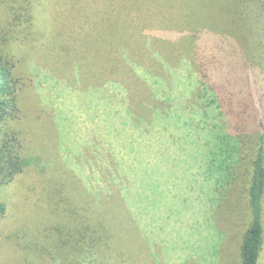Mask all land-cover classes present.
Segmentation results:
<instances>
[{"label": "rangeland", "instance_id": "1", "mask_svg": "<svg viewBox=\"0 0 264 264\" xmlns=\"http://www.w3.org/2000/svg\"><path fill=\"white\" fill-rule=\"evenodd\" d=\"M193 4L0 0V53L8 59L17 91V111L5 125L34 160L0 183L6 204L0 264H77L75 256L81 264H240L246 225L245 213L236 207L243 197L240 186L230 196L220 193L210 207L212 183L200 174L203 140L189 136L195 130L181 124L184 118L157 117L132 132L124 112L133 102L142 103L143 95L162 99L147 80L151 71L166 78L163 93L173 92L184 116L201 110L202 100L185 96L194 85L195 48L209 38L203 34L202 43L198 40L202 29ZM114 66L118 71L108 73ZM142 70L149 86L144 90L130 76ZM252 83L250 76L251 88ZM259 83L264 89V73ZM257 93L264 112V97ZM150 96L147 110H167V103L153 104ZM109 154L119 164L126 160L134 166L135 160L153 172L132 184L144 191L137 200L129 198L130 206L105 168L97 172ZM80 241L87 247L79 248ZM258 262L264 264V231Z\"/></svg>", "mask_w": 264, "mask_h": 264}, {"label": "trees", "instance_id": "2", "mask_svg": "<svg viewBox=\"0 0 264 264\" xmlns=\"http://www.w3.org/2000/svg\"><path fill=\"white\" fill-rule=\"evenodd\" d=\"M194 3L193 8L199 17L197 25L202 29L198 40L201 42L204 35L209 38L206 43L203 41L205 46L197 44L195 48L190 64L194 85L185 96L186 101H192L193 98L195 102L202 100L199 104L201 110L184 116L186 110H181V102L173 92L168 95L163 93V87L169 84L164 80L166 78L158 77L151 71L145 73L149 75L147 80L162 94V99L156 98L152 93L148 94V97L143 95L142 103L137 100L133 102L135 106L125 107L124 112L132 132L139 131L142 125H151V121L157 117L165 122L171 118H184L181 124L189 131L195 130L189 136L196 135V143L197 138L203 140L201 149L205 150L202 156L204 167L200 174L205 175L204 179L212 183L210 191L213 192L214 198L209 202L210 207H213L212 201L216 200V197L220 200V193L225 191L230 196L232 191L240 186L243 197L238 199L236 207L243 211L244 218L246 217V225L239 240L240 264H259L264 231V112L258 107L254 92H258L259 98L264 97L263 85L259 83L260 75L264 73V0H226L224 3L221 0H194ZM225 38L231 40V46L225 45ZM127 55L129 54L123 58L128 61ZM156 58L160 61V57ZM75 65L78 69L77 62ZM114 70L117 72L118 68H109L108 73ZM144 70L142 74L130 72L131 79H135L137 85L142 84L139 86L143 90L148 86L143 78ZM250 76H253V88ZM14 82L8 59L0 53L1 184L8 183L34 163L31 156L22 152L16 132L5 125L17 111ZM149 96L153 104L158 100L167 103V110L163 109L161 113L153 111L151 107V111L147 110L145 102H149ZM262 101L264 103V100ZM151 113L155 114L151 115L150 121H146ZM124 156L121 155V160ZM193 157L194 155L192 159ZM107 158L110 159L106 165L97 167V172L105 168L107 178L111 177L114 183L119 184L121 200L130 206L129 198L132 201L137 200L144 191L139 186L133 187L132 184L143 182V179L150 177L153 172L150 173L147 166L135 160L137 164L133 166L132 163H125L126 160L120 161L119 164L110 154ZM155 197L152 201L159 202ZM232 208L233 206H230V211ZM5 210L6 204L0 196V218L5 214ZM154 218L162 222L164 219ZM156 219L153 220L157 221ZM90 242L86 241L87 244ZM83 247L87 245L80 241L79 248ZM76 257L74 259L77 264H81ZM91 257L95 259L92 254Z\"/></svg>", "mask_w": 264, "mask_h": 264}, {"label": "crops", "instance_id": "3", "mask_svg": "<svg viewBox=\"0 0 264 264\" xmlns=\"http://www.w3.org/2000/svg\"><path fill=\"white\" fill-rule=\"evenodd\" d=\"M137 183V182H136ZM140 183V182H139Z\"/></svg>", "mask_w": 264, "mask_h": 264}]
</instances>
